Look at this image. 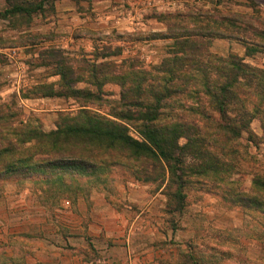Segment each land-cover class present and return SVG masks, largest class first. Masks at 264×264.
<instances>
[{"label": "rangeland", "instance_id": "1", "mask_svg": "<svg viewBox=\"0 0 264 264\" xmlns=\"http://www.w3.org/2000/svg\"><path fill=\"white\" fill-rule=\"evenodd\" d=\"M225 2L223 10H213L207 8L206 4L197 5L195 0H184L181 7L174 9L173 6L171 7L173 9L168 7L161 11L162 14L158 17L165 27L162 33L179 34L181 35L179 39L154 38V35L160 31H153L154 25L148 23L150 28L147 31L137 29L132 33L127 29H111L107 33L79 31L80 35L89 36H85L80 42H71L69 41L71 33L65 32L58 21L54 29L52 25L47 26L52 19L57 20L56 7L55 10H51V7L47 6L45 14H37L31 20L21 18L22 16L7 18L1 15L7 5L0 0V149L12 148V153L18 158L17 163L9 167H6L7 162L0 163V191H4V187L8 184H18L21 191L27 188L36 193L52 212L62 199L75 202L79 194L88 196L94 187L107 190L111 196L124 191L131 183L148 188L149 194L161 192L158 183L147 185L138 181L132 176L130 169L106 165L95 172H88L77 165L53 167L52 164H44L47 159V155L42 153L44 150H40L39 145L33 141L21 143L20 137L16 136L13 130L37 129L48 133L56 130L59 123L68 116H74L81 109L101 114L125 110L122 95L126 93L130 98L134 97L133 93H129L132 83L129 79L125 81L117 77L129 76L130 73L136 72L149 78L160 75L159 71L164 68L165 62L181 52V44L185 42L183 34L191 35L187 41L193 48L197 44L204 43L206 50L208 49L212 54L224 58L241 57L252 66L263 67L264 49L263 52L254 54L252 51H247L246 43L254 44L253 42L262 41L259 32L264 31V0H225ZM237 6L251 7L256 11V15L248 18L244 15L243 23L239 26L237 22L239 19L236 20L239 16L236 14L239 13L231 11V8ZM153 13L150 11L149 14ZM141 25L139 24V27ZM233 26L235 28L246 26L247 30L245 32L239 29V31ZM220 29L237 34L243 41L237 40L233 44L221 43L215 46L218 52L216 53L213 51L215 49L213 41L219 38L210 31L215 33ZM197 32L201 36H195ZM51 50L61 53L60 56L57 55L56 60H48ZM200 60L205 61L203 58ZM57 61L73 73L72 76L76 80L70 85L72 88H86L101 96V101L95 100V103H89L62 95L68 90L60 88L62 79L56 74ZM93 65L98 70L102 86L95 83L90 85L88 82L90 67ZM192 70L193 68L187 65L183 68L187 73H191ZM121 82H126L124 88L120 85ZM256 96L255 102L261 110L252 119L249 132L244 131L240 138L229 142L228 145L220 140L221 146L210 147L212 152L221 156V160L228 167L225 166L221 171L219 180L209 176L203 178L201 183L192 185L193 187L187 192L188 202L210 195L207 193L211 192L215 181L223 182L225 185L222 186H228V189L233 186L239 192H249L252 190L255 178L264 179V99L258 94ZM168 106L166 110L168 113L161 116L163 121H197L206 125L208 138L213 134L220 138V124L224 123V120L202 92L198 95L185 94L172 97ZM189 108L193 109V112L186 110ZM131 109L136 108L134 106ZM197 109L199 112L204 109L206 116H201ZM129 129L132 136L139 138L134 126L130 125ZM186 142L184 138L180 140L182 145ZM231 151H234L233 155L229 153ZM5 158L10 160L8 157ZM186 162L193 164L190 158H186ZM125 204H127L125 201L116 203L117 206ZM172 208L167 203L166 220L170 222L176 221L177 218L176 213L170 214ZM173 216L175 219L172 220ZM245 226L248 228L247 235H252L254 231L264 248V213L255 211L247 213ZM239 232L241 231L231 230L226 234L234 242L238 236L244 234ZM232 249L234 262L237 264H264V249L261 257L253 259L245 254L246 248H243L245 252H242L237 243L232 244ZM201 252L209 254L203 249ZM90 256L93 259L98 258L97 253L94 254L93 251Z\"/></svg>", "mask_w": 264, "mask_h": 264}, {"label": "trees", "instance_id": "2", "mask_svg": "<svg viewBox=\"0 0 264 264\" xmlns=\"http://www.w3.org/2000/svg\"><path fill=\"white\" fill-rule=\"evenodd\" d=\"M56 1L5 0L7 6L1 15L7 18L22 16L21 18L31 20L37 14H45L47 6L55 10ZM75 1L79 3L92 0ZM237 17L236 20L239 19L237 22L241 26L245 16ZM248 17L250 16H246ZM235 29L245 31L247 27ZM210 33L217 38L243 41L237 34L227 33L221 29ZM194 35L201 36L199 32ZM182 36L185 42L181 44V52L165 62L164 68L159 71L160 75L149 78L136 72L130 73L129 76L117 77L125 81L129 79L132 83L129 93H133L134 97L130 98L126 93L122 95L125 110L101 114L81 109L74 116H68L51 132L15 128L13 130L15 135L20 137L21 143L33 141L39 145L38 148L43 149L42 153L47 155L43 163L52 164L53 167L77 165L88 172H95L106 165L130 169L136 180L147 185L158 183L159 190L168 199V206L173 207L170 214L182 212L188 205V189L209 176L219 180L221 171L225 169L226 165L221 156L212 152L210 147L220 145V140L228 145L229 142L240 138L244 131L249 132L252 119L261 110L255 102L256 95L264 99V66L261 68L252 66L245 62L244 58L237 56L228 58L217 56L206 50L204 43L193 48L187 41L191 35ZM259 36L263 42L246 43L247 51L254 54L263 52L264 31H260ZM169 37L179 39L181 35L162 32L154 35L156 39ZM60 54L56 50H51L48 60H56ZM56 63L58 65L56 74L62 79L60 88L68 90L62 95L89 103L101 101V96L86 88H72L70 85L76 80L72 76L73 73L61 62ZM186 65L193 68L191 73L183 71ZM90 68L91 73L87 78L89 84L102 86L96 66ZM104 76L106 77V73ZM120 85L124 88L126 82H121ZM198 91L208 98L210 105L224 120V123L220 124L219 139L215 134L208 138L206 125L197 121L166 122L161 118L168 113L166 110L172 97L198 95ZM134 106L136 109L132 110L131 107ZM186 110L193 112L190 108ZM196 111L201 116H206L204 109L201 112L198 109ZM130 125L134 126L139 138L131 135ZM182 138L187 140L184 145L180 144ZM229 153L233 155L234 151ZM224 154L226 156V153ZM5 157L10 160H6ZM186 158H190L193 164H188ZM17 161L18 158L12 153V148L0 149V163L7 162L6 167H9ZM222 183L215 181L211 192H208L220 198L224 206L240 209L245 213L254 211L264 213V179L255 178L249 192H239L233 186L228 189V186H222L225 185ZM174 218L173 216L172 220ZM194 248L195 246L188 245L187 252L182 254L185 264H210L205 254L196 256L189 253V250ZM240 250L245 252L241 246Z\"/></svg>", "mask_w": 264, "mask_h": 264}, {"label": "crops", "instance_id": "3", "mask_svg": "<svg viewBox=\"0 0 264 264\" xmlns=\"http://www.w3.org/2000/svg\"><path fill=\"white\" fill-rule=\"evenodd\" d=\"M195 1L213 10H223L226 3ZM183 4L184 0H57V20L52 19L47 26L54 29L58 21L65 32L71 33V42L89 36L79 31L127 29L132 33L137 29L147 31L148 23L154 25L153 31L162 32L161 11ZM150 11L154 13L150 15ZM231 11L239 16L256 15L248 6ZM234 41L215 39L213 51L221 43ZM4 189L0 191V264H185L182 254L188 245L195 246L189 253L205 254L210 264H237L232 255L235 243L246 248L250 259L263 254L259 236L254 231L249 236L246 233L247 213L224 206L211 193L188 202L182 212L176 213L173 223L166 220L168 199L162 191L149 194L148 188L135 183L114 196L94 187L88 196L79 194L75 202L60 199L53 212L30 189L21 191L12 183ZM120 201L127 204L117 206ZM231 230L244 234L232 242L226 234ZM91 251L99 259H93Z\"/></svg>", "mask_w": 264, "mask_h": 264}]
</instances>
